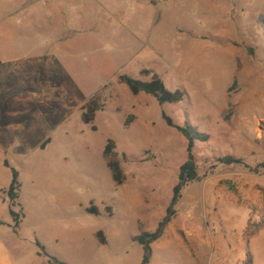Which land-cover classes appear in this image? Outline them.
<instances>
[{"label":"rangeland","instance_id":"obj_1","mask_svg":"<svg viewBox=\"0 0 264 264\" xmlns=\"http://www.w3.org/2000/svg\"><path fill=\"white\" fill-rule=\"evenodd\" d=\"M143 70L182 101L161 105L118 82H147ZM93 99L103 107L87 124ZM163 116L207 140L193 148L201 180L182 189L151 264H264V0H0L8 257L47 264L35 240L57 258L80 236L93 242L83 264H139L135 238L158 230L187 160L186 139ZM108 141L121 186L107 167ZM227 156L243 165L221 164ZM12 169L21 185L14 211L24 216L16 235L5 194ZM109 228L120 240L97 247L93 233L105 240Z\"/></svg>","mask_w":264,"mask_h":264},{"label":"trees","instance_id":"obj_2","mask_svg":"<svg viewBox=\"0 0 264 264\" xmlns=\"http://www.w3.org/2000/svg\"><path fill=\"white\" fill-rule=\"evenodd\" d=\"M141 75H143L144 77H148L151 75V72L148 70H143L141 72ZM118 82L127 86L132 95L137 96L140 93H144L148 96L153 97L161 105L176 104L181 102L183 99V94L181 92L169 91L166 88L163 81L156 75H151L150 80L147 82L137 81L127 76H121L118 78ZM235 85H236V80H234L232 87L234 88ZM102 107L103 105L98 103L96 99L90 100V102L87 103L86 106L83 108V110L85 111L83 116L84 122L87 124L92 123L94 120V114L98 112ZM163 119L167 126L178 131L186 139L187 160L180 167L178 184L174 187L173 198L169 205V208L166 211V217L164 221L159 225V228L155 233L143 234L135 238V242L142 247L144 252L141 264H149L151 258V245L162 237L163 230L166 224L170 222L172 217H174L175 211L173 207L177 204L178 200L180 199V194L182 189L189 183L199 182L201 180L194 159L193 148H194V143L196 141H206L207 136L199 133L195 128H192L189 125H186L185 127L176 126L173 123V121L166 116H163ZM93 130H95V127H93ZM46 144L47 142L43 144V147ZM114 150H115V144L112 141H108L104 150V155L107 159V167L111 173L112 181L114 182V184L116 186H121L125 181V175L123 173L120 163L116 159H114ZM219 162L226 166L243 165L241 159L230 156L220 159ZM6 167H9L7 163H6ZM18 177L19 175L17 171L15 169H12V180L8 190L5 192L9 200V215L13 221L12 229L14 234H17V231L22 222V218L24 217L21 213H16L14 211V207L16 206V201L18 200V193L21 188V185L18 181ZM87 211L89 213L98 214L97 209L89 208L87 209ZM3 225L4 223L0 221V226ZM96 236L101 244L105 243L102 232H98ZM34 245L38 251L37 255L45 258L47 264H67L60 261L58 258L48 254L46 248L38 240L34 241ZM250 263H251L250 261L247 262V264Z\"/></svg>","mask_w":264,"mask_h":264},{"label":"crops","instance_id":"obj_3","mask_svg":"<svg viewBox=\"0 0 264 264\" xmlns=\"http://www.w3.org/2000/svg\"><path fill=\"white\" fill-rule=\"evenodd\" d=\"M123 228H125V227H123ZM98 232H102V230L100 229V230H97L96 232L93 233V236L96 239L97 247H99L100 245L105 247L110 242H118L121 238L120 232H118V234L115 232H111V229L109 228V231L107 230V234H106V238H105L106 241L104 244H101L99 239L96 236V234ZM102 234H103V232H102ZM14 235H16V234H14ZM135 237H132V239ZM78 240H79V242H78ZM81 240H82V237L78 236L75 238H71L69 240V242H66L65 244L62 243L60 245L59 251L57 253L58 254L57 258H59L62 262L67 263V264H83V260H82L83 253L82 252L84 251V248L88 249L89 244H92L93 242L90 241V239H88V242L85 244L84 243L85 240H83V241H81ZM156 242H154L153 244H155ZM42 245L45 247L44 244H42ZM152 245H151V248L153 247ZM93 246H95V245L93 244ZM36 256H38V255L36 254ZM38 257L41 258V256H38ZM0 264H36V261H32V258H31V260H27L25 257H21V258L19 257L16 260L11 259L10 257H8V253H6V251L3 250L2 246L0 245ZM139 264H141V261ZM149 264H151V261L149 262Z\"/></svg>","mask_w":264,"mask_h":264}]
</instances>
